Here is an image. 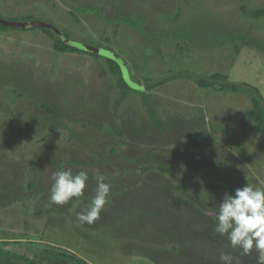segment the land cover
<instances>
[{"label":"rangeland","instance_id":"obj_1","mask_svg":"<svg viewBox=\"0 0 264 264\" xmlns=\"http://www.w3.org/2000/svg\"><path fill=\"white\" fill-rule=\"evenodd\" d=\"M263 8L264 0H0V20L48 23L69 44L115 53L123 81L141 91L122 89L105 54L58 53L43 29L0 25V242L55 247L89 264H218L206 247L219 256L228 242L213 216L223 192L264 185V135L247 93L173 76L219 74L264 102V50L245 45L264 49V16L244 13ZM194 135L197 148H186ZM65 168L87 172L84 194L52 204V172ZM99 176L111 184L108 203L81 224ZM229 251L255 264V252Z\"/></svg>","mask_w":264,"mask_h":264},{"label":"clouds","instance_id":"obj_2","mask_svg":"<svg viewBox=\"0 0 264 264\" xmlns=\"http://www.w3.org/2000/svg\"><path fill=\"white\" fill-rule=\"evenodd\" d=\"M51 180L50 203L65 205L72 198L83 196L88 174L80 171L74 175L70 168H65L52 172ZM110 189L111 184L105 183L99 176L90 205L77 213L81 224L91 225L99 219L108 203ZM214 219V232L226 237L229 249L243 256L255 252V264H264V185L245 183L231 192H223ZM218 264H240V260L234 257L232 251H221Z\"/></svg>","mask_w":264,"mask_h":264},{"label":"trees","instance_id":"obj_3","mask_svg":"<svg viewBox=\"0 0 264 264\" xmlns=\"http://www.w3.org/2000/svg\"><path fill=\"white\" fill-rule=\"evenodd\" d=\"M89 11H91V8L81 9L82 13H88ZM244 13L247 14L250 18L259 19L264 16V8L252 12L244 11ZM126 23L133 28H138L141 25L140 22L134 18H129L128 20H126ZM43 30L51 37L54 43L53 44L54 51L58 53H85V54L88 53L73 47L71 44H69L70 42L68 38H66L64 35L62 34L56 35L48 29H43ZM238 39L244 41V36H239ZM245 45L255 46L258 49L264 50L263 47L258 45L256 42H251L250 44H245ZM95 56H98V54H95ZM105 61L110 66L112 72L119 75L120 77L119 82L122 89L128 92H141L139 90L131 89L128 85H126V83L123 81L120 75L119 67L115 61L108 58ZM173 77L174 78L183 77L193 80L202 88H214L218 85V88L221 89L222 91H230L233 93L243 91L247 93L252 103V109L249 113V117L256 125L257 131L264 135V102L260 97V95L254 89L252 88L250 89V87L247 88V86L245 88L242 85H238V84L219 82L222 78L219 74L213 75L207 79L192 76L190 74H183ZM166 81L167 79H164L155 84L147 85L146 87L148 90H152L153 88L163 85ZM45 109L50 113H52V115H55L49 109L47 108ZM189 139L190 140L189 143L186 144V148L196 149L198 146L195 142L197 136L194 135L192 136V138ZM18 246L19 245L15 243L0 242V258L3 257L4 259H6L3 264H89L83 259L77 258L76 256L69 254L59 248L46 247L44 250L36 249L32 251H26L24 248H22L21 250Z\"/></svg>","mask_w":264,"mask_h":264},{"label":"water","instance_id":"obj_4","mask_svg":"<svg viewBox=\"0 0 264 264\" xmlns=\"http://www.w3.org/2000/svg\"><path fill=\"white\" fill-rule=\"evenodd\" d=\"M0 25L5 26V27H10L14 29H22V28H40V29H48L52 31L56 35H60V32L51 24L44 23V22H30V23H16V22H10V21H5V20H0ZM73 47L80 49L82 51L88 52V53H93V54H105L108 56V59H111L115 61L116 63H122L121 58L116 55L115 53H109L107 51H103L99 48H94L90 46H78L76 43L71 44ZM107 53V54H106ZM124 63V62H123Z\"/></svg>","mask_w":264,"mask_h":264},{"label":"flooded vegetation","instance_id":"obj_5","mask_svg":"<svg viewBox=\"0 0 264 264\" xmlns=\"http://www.w3.org/2000/svg\"><path fill=\"white\" fill-rule=\"evenodd\" d=\"M204 213L203 214H207V215H209V212H206V211H203ZM211 215V214H210ZM212 216V215H211ZM214 217V216H213ZM222 242H226V239H223L222 240ZM214 247H215V245H214ZM208 250H209V252H211L210 253V255H208V262H214L215 260H217L218 261V252L217 251H215L214 249H213V247H209V245H207V247H206ZM224 250V249H223ZM230 249H229V247L227 246V247H225V250L224 251H229ZM220 254V253H219ZM215 263V262H214Z\"/></svg>","mask_w":264,"mask_h":264}]
</instances>
